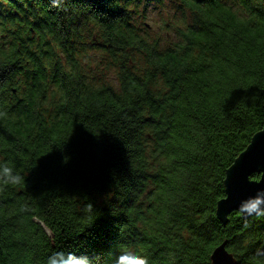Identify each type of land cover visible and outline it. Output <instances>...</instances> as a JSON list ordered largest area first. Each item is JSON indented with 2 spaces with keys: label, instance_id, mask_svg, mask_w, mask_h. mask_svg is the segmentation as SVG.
Segmentation results:
<instances>
[{
  "label": "trees",
  "instance_id": "1",
  "mask_svg": "<svg viewBox=\"0 0 264 264\" xmlns=\"http://www.w3.org/2000/svg\"><path fill=\"white\" fill-rule=\"evenodd\" d=\"M49 2L4 0L0 10V24L19 28L21 48L28 51L26 41L27 46L35 49L29 53L32 69L25 74L33 88L39 90L48 78L42 68L44 57L49 55L44 51L49 44L45 35L65 41V47L71 50L76 41L69 37L78 35L77 23L87 15H94L107 25L105 38L111 43L106 47L124 51L117 46L126 44L131 33L124 29L121 20L135 25L127 19L124 8L115 6L116 0H67L71 5L63 13L54 9L48 13ZM223 3L244 7L251 16L250 26L230 30L231 23L216 14ZM186 5L193 6L187 12L191 18L189 35L181 33V40L161 51H146L142 41L141 47L128 50L143 56L145 61L150 57L168 61L144 74L149 82L167 78L169 90L163 96L145 91L123 110L111 102L99 107L85 102L84 108L74 106V116L79 118L71 119L70 128L67 121L61 123L55 117L38 118L22 101L13 104V110L23 116L25 123L19 130L16 126L9 129L0 125V135L20 154L17 164L28 176L22 189L0 195V209L17 215L21 204L34 209L30 214V218H36L34 232L44 230L39 218L46 216L59 228L51 238L52 245L77 248L78 255L93 259L92 264H110L119 242L152 244L153 255L159 256L162 246L148 240L142 230H147L148 221L155 219L153 213L171 208L166 202L170 197L180 200L174 213L180 224L207 215L206 224L193 225L195 231L185 237L187 264H211L210 260L201 261L198 252L205 243L202 238L213 233H223L224 240L237 247L245 236L264 241V222L236 221L233 213L223 223L212 207L225 197L227 170L254 135L264 129V84L259 88L249 84L241 89L225 83L229 74L264 80V65L254 67L257 50L264 48V0H183L179 7L184 10ZM83 26L87 28L88 20L83 19ZM169 63L175 66L169 67ZM14 70L16 66L10 69ZM7 76V72L0 74V81L7 80ZM53 79L64 83L69 91L75 90L61 73L57 72ZM136 79L140 81V77ZM213 96L217 97L216 103L210 104ZM146 111L151 115L141 118L139 114ZM196 125L210 135L201 152L193 157L181 141L193 138ZM140 128H152L154 135L147 139L158 145L175 138L176 145H169L166 151L184 159L174 160L177 167L161 172L139 171ZM61 141L66 143L64 148ZM180 168L202 175L184 178ZM259 177L254 174L251 179ZM158 191L163 195L154 196ZM87 202L98 213L92 226L81 225L79 219ZM16 218L14 215L6 220L0 215V264H9L13 250L23 252L36 247L14 239ZM84 227L89 228L83 233Z\"/></svg>",
  "mask_w": 264,
  "mask_h": 264
},
{
  "label": "clouds",
  "instance_id": "2",
  "mask_svg": "<svg viewBox=\"0 0 264 264\" xmlns=\"http://www.w3.org/2000/svg\"><path fill=\"white\" fill-rule=\"evenodd\" d=\"M3 2L4 0H0V10H2ZM182 2L183 0H176L177 4ZM68 5L71 4L67 0H50L46 7L48 13L53 9L63 13ZM115 6L124 8L127 19L133 21L135 25L133 27L132 24H124V21L121 20L124 29L131 33V38L126 44L117 46L123 48L124 51L106 47V44L111 43L105 38L107 31L105 26L107 25L102 24L96 16L87 15L83 18L88 20L87 28H84L82 19L77 23L78 35L69 37L76 41L71 50L65 47V41L59 38L54 39L52 34L45 35L49 44L44 51L49 55L44 57L42 68L48 74V78L42 81V87L39 90L33 88L32 83L26 79L25 75L32 69L29 53L35 49L27 46L26 41L24 43L28 51L21 48L22 40L17 26L0 24V74L7 72V77H9L7 80L0 81V125L9 129L16 126L17 130L23 126L25 123L23 116L13 110V104L17 101H22L24 105L29 106L38 118L55 117L58 122L67 121V126L70 128L71 119L79 118L74 116V106L84 108L85 102H88L99 107L111 102L118 109L123 110L129 107L132 99L142 95L145 91L159 96L168 92L169 85L166 83V77H158L149 82L144 75L154 67L168 63V61L158 60L154 57L145 61L143 56L128 50L141 47L140 42L142 41L146 51L151 52L153 49L161 51L170 43L174 44L181 40V33L189 35L190 21H187L185 17L188 9L193 6H185V17L176 15V8L172 6L171 0H139V3L137 0H128L127 3L124 0H116ZM216 14L231 23L232 29L230 30H242L250 26L251 16L242 6L223 3ZM261 39L264 40V33L261 34ZM255 55L257 63L254 67L261 68L264 65V48L258 49ZM13 66H16V70L10 71ZM168 66L174 67L175 65L169 63ZM183 66L181 65V67ZM18 68L24 71L17 72ZM57 72L62 74L64 81L73 85L74 91H69L64 83L53 79ZM11 73H16V75L11 76ZM136 77H140L142 82L138 81ZM225 83L228 86L241 89L247 88L249 84L259 88L260 84H264V80L246 79L240 75L229 74V79ZM216 100L217 97L213 96L209 103L215 104ZM139 115L142 118L144 115H151V113L146 111ZM153 135L152 128L138 130V137L141 141V155L138 160L142 161V164L138 165V170L145 173H156L161 172L162 169L177 167L173 161L184 159V156L166 151L169 145L173 147L176 145V139L165 140L158 145L147 139ZM208 135L210 133H206L199 128V125H196L192 129L193 138L187 142L181 141V144L186 152L195 157L205 146ZM68 140L69 138L67 142ZM60 143L64 148L66 143L63 141ZM19 156L20 154L16 152L7 138L0 135V195L22 189L26 184L28 175L25 176L24 169L17 164ZM179 172L184 178L202 175V173L194 172L191 169L180 168ZM224 187L226 189V184ZM159 195L163 194L159 191L154 194V196ZM226 195L228 201L227 192ZM166 202L171 208L159 214L153 213L155 219L148 221L147 230H142L148 240L162 246L163 250L159 256L153 255L152 244L119 242L115 245V252L110 258V264H187L183 248V243L186 242L185 237L193 234L195 231L192 228L193 225L197 227L205 225L207 215L180 224L174 215L180 203L179 198L170 197ZM212 207L215 209L217 205L213 203ZM17 211L18 215L17 212L0 209V215H3L6 220L15 215L17 218L14 221L16 224L14 239L28 241L30 245L35 244L36 247L23 252L13 250L10 253L9 264H92L93 259L87 255H78L79 249L77 248L54 247L52 245L51 238L59 232L56 223L41 215L39 224L44 225V230L37 229L34 232L36 218H30L34 209L21 204ZM233 213L236 221L253 219L258 223L264 222V187H258L254 194L239 199L236 207L227 212L226 216ZM97 214L91 202L85 203L83 215L79 218L81 225L92 226L98 218ZM87 228L89 227H84L83 233ZM202 239H205V243L198 252L201 261L210 260L211 264H223L222 261L218 262L213 259L216 251L213 254L212 249L218 244L224 243L230 252L227 256L234 264H241V262L242 264H264V241L260 239H250L245 236L238 247L232 242L225 243L223 233H213ZM169 241L171 242L169 243Z\"/></svg>",
  "mask_w": 264,
  "mask_h": 264
},
{
  "label": "water",
  "instance_id": "3",
  "mask_svg": "<svg viewBox=\"0 0 264 264\" xmlns=\"http://www.w3.org/2000/svg\"><path fill=\"white\" fill-rule=\"evenodd\" d=\"M254 174L260 175L259 180L251 179ZM225 184L227 186L225 197L218 201L216 207V215L223 223H225L226 213L236 207L239 199L254 194L258 187H264V129L254 135L247 149L227 170ZM226 192L229 195L228 201ZM224 247V243L215 247L213 254L215 251L216 253L213 259L218 262L222 261L223 264H234L231 258L227 256L230 252L227 247L224 251Z\"/></svg>",
  "mask_w": 264,
  "mask_h": 264
},
{
  "label": "rangeland",
  "instance_id": "4",
  "mask_svg": "<svg viewBox=\"0 0 264 264\" xmlns=\"http://www.w3.org/2000/svg\"><path fill=\"white\" fill-rule=\"evenodd\" d=\"M171 4H172L173 7L176 8V15L185 17V11L182 10V9H180L179 4H177L176 1L171 0ZM185 18H186L187 21H190L191 22L190 15L188 13H187V15H186Z\"/></svg>",
  "mask_w": 264,
  "mask_h": 264
}]
</instances>
